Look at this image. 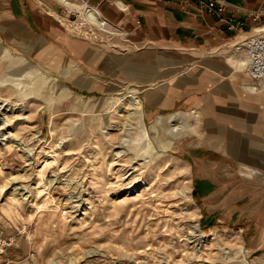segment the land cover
<instances>
[{
    "label": "rangeland",
    "instance_id": "374dc122",
    "mask_svg": "<svg viewBox=\"0 0 264 264\" xmlns=\"http://www.w3.org/2000/svg\"><path fill=\"white\" fill-rule=\"evenodd\" d=\"M49 12L100 56L0 54V264H264V222L239 220L247 182L198 159L219 126L149 108L151 74L137 92L119 69L134 28L94 30L99 43L78 11Z\"/></svg>",
    "mask_w": 264,
    "mask_h": 264
},
{
    "label": "crops",
    "instance_id": "0c3cea01",
    "mask_svg": "<svg viewBox=\"0 0 264 264\" xmlns=\"http://www.w3.org/2000/svg\"><path fill=\"white\" fill-rule=\"evenodd\" d=\"M66 1L71 3L69 10L85 7L82 2L87 1L91 7L85 8L95 19L134 28V43L127 45L133 48L118 54L120 72H124L126 80L127 76L135 77L137 92L150 90L142 86L145 73L151 74L148 82L154 89L151 87L147 97L154 111H200L206 125L220 127L214 130L215 140L194 145L205 147L208 155L199 154L201 168L238 169L237 174L247 182V194L240 192L236 199L246 198L243 204L248 210L252 208L239 220L264 222V183L258 187L255 179L242 177L244 169L264 176V87H250L248 76L242 74L246 73L245 53L238 47L258 27H264V0H228L235 7L224 15L196 5L183 8L178 0ZM59 2L0 0V54H35L44 47L76 63L84 56L90 62L98 59L100 53L93 45L90 52L80 43L81 37L64 34L63 23L49 12L50 8L57 11ZM248 11L259 13L258 20ZM223 17H233L235 24H243L230 30ZM135 19L140 20L139 26ZM147 44L152 45L150 50L143 46ZM146 54L150 55L148 59ZM111 56L104 50V61L110 63Z\"/></svg>",
    "mask_w": 264,
    "mask_h": 264
},
{
    "label": "built area",
    "instance_id": "2783aa9c",
    "mask_svg": "<svg viewBox=\"0 0 264 264\" xmlns=\"http://www.w3.org/2000/svg\"><path fill=\"white\" fill-rule=\"evenodd\" d=\"M86 8L91 7L87 1H83ZM178 4L183 8H189L191 6H198L200 8H206L210 11H216L221 15H224L231 7H235V5L231 4L228 0H178ZM249 12V11H248ZM249 14L253 17L254 20H258L260 14L255 12H249ZM226 21L228 25V29H234L236 27H241L242 22L238 21L236 24L234 23L233 17L221 18ZM105 24L106 30H102L95 24V20L91 15H87V18L84 19L83 24L86 30L91 28V31H88L91 37L97 39L99 43L101 41L98 39V35L95 34L94 30H101L107 32L109 35L113 36V31L120 32V35L125 34L122 30L123 28L120 25H116L114 22L106 19L103 21ZM137 24H140V20H136ZM103 25V24H102ZM116 36V35H115ZM103 40V39H102ZM243 50L245 53L246 64L244 66L246 75L250 80V84L252 89L257 90V88L264 87V27H258L257 32L250 37L246 38L242 41ZM1 246L3 249L7 248L11 241L6 239L1 240Z\"/></svg>",
    "mask_w": 264,
    "mask_h": 264
},
{
    "label": "bare ground",
    "instance_id": "6f19581e",
    "mask_svg": "<svg viewBox=\"0 0 264 264\" xmlns=\"http://www.w3.org/2000/svg\"><path fill=\"white\" fill-rule=\"evenodd\" d=\"M60 2V5L62 6V7H65L66 9H70L71 8V3H69L68 1H66V0H59ZM74 9L76 10V11H78L80 14H81V19H86L87 18V15H91V17H93L94 18V16L90 13V12H88L87 11V9L84 7V6H82V7H74ZM94 20H95V23L96 24H99V25H101V26H105V24L104 23H102V22H99L97 19H95L94 18ZM103 24V25H102ZM238 47L239 48H242L243 47V45L240 43L239 45H238ZM244 58H245V56H244ZM246 59V58H245ZM245 66V65H244ZM177 129H178V127H177Z\"/></svg>",
    "mask_w": 264,
    "mask_h": 264
},
{
    "label": "water",
    "instance_id": "95a60500",
    "mask_svg": "<svg viewBox=\"0 0 264 264\" xmlns=\"http://www.w3.org/2000/svg\"><path fill=\"white\" fill-rule=\"evenodd\" d=\"M55 8H57V10H60L61 9V6H55Z\"/></svg>",
    "mask_w": 264,
    "mask_h": 264
}]
</instances>
